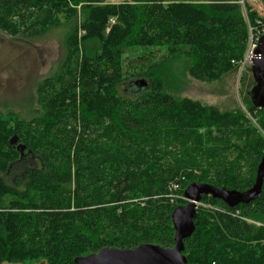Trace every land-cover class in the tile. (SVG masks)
<instances>
[{
  "label": "trees",
  "instance_id": "trees-1",
  "mask_svg": "<svg viewBox=\"0 0 264 264\" xmlns=\"http://www.w3.org/2000/svg\"><path fill=\"white\" fill-rule=\"evenodd\" d=\"M105 2L0 0V28L11 34L59 27L63 9L72 27L60 69L36 87L38 108L29 118L8 113L10 128L0 122V173L14 178L9 184L0 176V264H75L104 247L174 245L172 214L181 201L171 203L170 194L202 162H211L217 179L192 183L241 191L255 183L264 156L263 135L248 127L247 112L258 111L264 128V109L251 96L255 79L248 110L223 112L170 94L162 67L179 58L205 82L240 70L249 26L261 20L256 11L241 0ZM160 45L170 47L161 59L128 54ZM123 82L137 93L123 95ZM15 136L23 154L11 143ZM202 202L211 208L197 209L185 240L188 263L264 264V183L248 204L229 207L208 195Z\"/></svg>",
  "mask_w": 264,
  "mask_h": 264
},
{
  "label": "rangeland",
  "instance_id": "rangeland-1",
  "mask_svg": "<svg viewBox=\"0 0 264 264\" xmlns=\"http://www.w3.org/2000/svg\"><path fill=\"white\" fill-rule=\"evenodd\" d=\"M123 1L124 0H106L105 3L118 4ZM244 1L251 5L252 10L256 11L257 15L264 22V0H241L243 5ZM69 18H71V16L67 13V9H63L59 16L63 25L51 28L48 31H46V25H42L37 29L25 31L26 33L20 32L19 34H11L9 31L0 28V116L3 117V119L0 120L1 123H6L5 121L8 120L6 115L10 112L17 113L21 118H29L31 112H34L35 109L38 108L36 102L37 85L42 82L44 78L56 74L65 58L66 52L63 39H66L64 38L66 33L70 32L72 28L67 23ZM260 30V28H254V33ZM248 39L247 49L240 62H244L245 56H247L249 51V41L251 39L250 30ZM169 48L168 45L153 46L150 48L138 47L128 54L132 59L135 55L141 53H148L153 59H161L166 54H169L167 52ZM252 63H245L243 67L240 65L242 69L240 68V70L238 69L236 72L227 74L221 80L205 82L190 76L186 69V63L177 58L173 60V64L169 63L162 67V71L166 73L167 77H170L169 82L166 80L165 89L177 98L194 99L205 105L216 106L223 112L238 107L247 111L248 106L245 97L247 93L249 94L254 83ZM135 65L136 64H132L131 62L129 66L134 67ZM242 72L243 75H241ZM120 91L125 96H132L137 93V88H135L134 85H127L126 82H123L120 85ZM247 113L251 118V124L248 127H255L264 137V128L260 121V118H262L261 115L259 114L258 117L256 116L258 111H255L252 115L249 112ZM7 125V127L10 128V125ZM239 135L241 136L243 134ZM243 137H245V135H243ZM237 142L241 143L242 141L237 140ZM228 161H231V164H236V156H232ZM32 163L36 164L34 158H32ZM202 164H204L202 166L203 169L195 168L190 170L192 176L185 178L189 181L187 186H185L183 182H180L179 185L173 189L172 194H174V197H169L171 203H178L179 201L181 202L177 205H185L188 203L185 199L184 191L192 183L191 178L192 180L206 179L204 181H215V179H217V176L213 172L214 168L211 167V162H202ZM240 169H242L241 171L246 177L249 178L252 176L251 167L245 162L241 163ZM0 176H3L5 182L9 184L14 180L12 174L7 175L2 172ZM256 176L257 170L253 179L254 182ZM233 177H235V175ZM253 185L254 183L251 187ZM219 186L228 189L243 190L224 184H220L218 187ZM21 187L22 185L19 186V189ZM21 190H23V188H21ZM200 207L211 208V205L200 201L197 202V209ZM218 208L219 207L215 206V209ZM246 220L257 226H263V223L251 218H246ZM186 245L189 247L191 242L187 241ZM173 246L174 245H171L170 247ZM183 253L186 257L189 254L186 252V248ZM263 259L264 257L262 260ZM2 264L19 263L4 262Z\"/></svg>",
  "mask_w": 264,
  "mask_h": 264
},
{
  "label": "water",
  "instance_id": "water-1",
  "mask_svg": "<svg viewBox=\"0 0 264 264\" xmlns=\"http://www.w3.org/2000/svg\"><path fill=\"white\" fill-rule=\"evenodd\" d=\"M252 73L256 85L251 91V96L254 104L264 109V35L259 38L252 63ZM141 84L146 86L147 83L142 80ZM11 143L22 154L24 153L26 145L20 143L17 136L11 139ZM263 183L264 156L258 166L254 185L245 191L193 182L184 193L188 203L177 206L172 214L175 228L173 247L151 243H144L135 248L104 247L98 252L76 258L75 264H189L183 252L185 240L191 237L196 229L197 202H200L204 195H209L223 201L229 207H236L242 203L248 204L261 197Z\"/></svg>",
  "mask_w": 264,
  "mask_h": 264
},
{
  "label": "built area",
  "instance_id": "built-area-1",
  "mask_svg": "<svg viewBox=\"0 0 264 264\" xmlns=\"http://www.w3.org/2000/svg\"><path fill=\"white\" fill-rule=\"evenodd\" d=\"M254 28L255 29L260 28L261 30L254 33ZM249 30L251 32V39L249 41V51H248L247 56H245L246 58L244 59V62L240 63L241 67H243V65L245 63H252L253 62V59L255 57V51H256L257 46H258L259 38L264 35V22H263V20H258L257 26H254V27L250 26Z\"/></svg>",
  "mask_w": 264,
  "mask_h": 264
},
{
  "label": "bare ground",
  "instance_id": "bare-ground-1",
  "mask_svg": "<svg viewBox=\"0 0 264 264\" xmlns=\"http://www.w3.org/2000/svg\"><path fill=\"white\" fill-rule=\"evenodd\" d=\"M240 61H242V59L239 60L237 63H241ZM232 62H233V63H236V61H234V60H233ZM177 185H179V183L176 182V184L174 185L173 189H175V187H177ZM173 189H172V190H173ZM184 193H185V191H184ZM170 195H174V194H170ZM208 196H209V195H208ZM173 197H174V196H172V198H173ZM201 201H202V200H201ZM179 206H180V205H179Z\"/></svg>",
  "mask_w": 264,
  "mask_h": 264
}]
</instances>
